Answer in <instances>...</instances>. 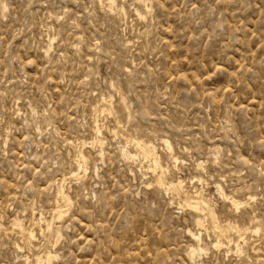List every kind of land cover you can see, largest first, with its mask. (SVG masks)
Segmentation results:
<instances>
[{
	"label": "rangeland",
	"instance_id": "1",
	"mask_svg": "<svg viewBox=\"0 0 264 264\" xmlns=\"http://www.w3.org/2000/svg\"><path fill=\"white\" fill-rule=\"evenodd\" d=\"M49 251L264 264V0H0V264Z\"/></svg>",
	"mask_w": 264,
	"mask_h": 264
},
{
	"label": "bare ground",
	"instance_id": "2",
	"mask_svg": "<svg viewBox=\"0 0 264 264\" xmlns=\"http://www.w3.org/2000/svg\"><path fill=\"white\" fill-rule=\"evenodd\" d=\"M140 1V0H139ZM143 2H144V0H143ZM106 100V99H105ZM104 100H102V102H103ZM107 101V100H106ZM108 102V101H107ZM100 110V109H99ZM98 129H100V128H98ZM97 132H98V130H97ZM138 140V139H137ZM162 141V140H161ZM166 141V140H165ZM91 143H93V142H91ZM142 144V143H141ZM166 144H168L169 146H171L170 145V143H169V141L166 143ZM133 145V144H132ZM146 146V145H145ZM148 147V146H147ZM150 147V146H149ZM168 147V146H167ZM172 147V146H171ZM171 147H170V149L169 150H171ZM151 148V147H150ZM144 149V148H143ZM152 149V148H151ZM123 150H125V149H123ZM137 150V149H136ZM168 150V149H167ZM144 151V150H143ZM123 153H126V152H123ZM145 153V152H144ZM129 154V153H128ZM156 154V153H155ZM125 155V154H124ZM126 155H127V153H126ZM125 155V156H126ZM130 155V154H129ZM132 155V154H131ZM147 155V154H146ZM136 156V155H135ZM137 156H138V154H137ZM148 156V155H147ZM146 156V157H147ZM84 157V156H83ZM133 158H134V154H133V156H132ZM145 157V158H146ZM151 157V156H150ZM136 158V157H135ZM144 158V159H145ZM84 159V158H83ZM148 159V158H147ZM86 160V159H85ZM173 160V159H172ZM83 161V160H82ZM178 158L176 159V162L178 163ZM160 162V161H159ZM180 162V161H179ZM154 163H156V162H154ZM173 163V162H172ZM78 165V164H77ZM80 165V164H79ZM198 165V164H197ZM80 167V170H81V165L79 166ZM151 167V166H150ZM160 167H162V165L160 166ZM199 167V169H200V166H198ZM163 168V167H162ZM164 170V169H163ZM169 170V169H168ZM153 171H154V169H153ZM78 172H80L79 170H78ZM165 173V172H164ZM169 173H167V175H168ZM75 176V175H74ZM163 176V175H162ZM201 179V178H200ZM173 180V179H172ZM202 180V179H201ZM157 181V180H156ZM203 181V180H202ZM184 182L182 181V180H180L179 181V183H178V185L180 186V187H184V184H183ZM159 184V183H158ZM161 184H163L162 182L160 183V186H161ZM159 186V185H158ZM165 187H166V185H165ZM171 186H169V188H170ZM218 187V186H217ZM163 188H164V185H163ZM219 188H221V187H219ZM184 189V188H183ZM218 189V188H217ZM64 190V189H63ZM186 190V189H185ZM219 190V189H218ZM63 193V192H62ZM186 193H188V192H186ZM59 194V193H58ZM191 194V193H190ZM60 195L61 194H59L58 196V198H60ZM202 195V194H201ZM65 196V195H64ZM186 196H187V194H186ZM232 197V196H231ZM71 198V197H70ZM196 198H198V200L197 201H195V202H192V201H189V203H186V204H188L189 205V207H192L193 209H197V210H203L204 209V206L203 205H205L204 203H203V201H201V200H199V194H197L196 195ZM251 198V197H250ZM228 199H229V196H228ZM60 200V199H59ZM227 200V199H226ZM57 201V200H56ZM65 202V201H64ZM191 202V203H190ZM57 203V202H56ZM59 203V202H58ZM60 203H61V201H60ZM231 205H233V206H235L237 209H239L240 207V205L242 204L240 201H238L237 199H233L232 201H231ZM66 205V204H65ZM59 206H60V204H59ZM234 208V207H233ZM56 209H57V207H56ZM59 209H60V207H59ZM64 210V209H63ZM199 211V212H200ZM198 212V213H199ZM204 212V211H203ZM205 212H207V211H205ZM211 212V211H210ZM215 212V211H214ZM197 213V212H196ZM212 213V212H211ZM217 213V212H216ZM215 213V214H216ZM54 214V213H53ZM202 214V213H201ZM63 215V214H62ZM65 215V214H64ZM203 216H205L204 214H202ZM211 215V214H210ZM213 215V214H212ZM64 217V216H63ZM34 218V217H33ZM32 218V219H33ZM53 219V218H52ZM219 219V218H218ZM16 220V219H15ZM18 220V219H17ZM16 220V221H17ZM44 220V219H43ZM54 221V220H53ZM58 221H59V219H58ZM206 221V220H205ZM205 221L202 219V218H198L197 219V225L198 226H204V227H206L205 226ZM218 221V220H217ZM221 221V220H220ZM20 222V221H19ZM36 222V221H35ZM214 222V221H213ZM219 222V221H218ZM231 222V221H230ZM18 223V222H17ZM32 223H34L33 221H32ZM226 223H228L229 224V222H226ZM43 224V223H42ZM222 224H223V222H222ZM221 224V225H222ZM34 225H36V223L34 224ZM39 226H40V224H38ZM213 225V224H212ZM224 226H225V224H223ZM227 225V224H226ZM234 225V224H233ZM33 226V225H32ZM238 226V225H237ZM22 227V226H21ZM41 227V226H40ZM40 227H38V229L40 228ZM217 227V226H216ZM227 227V226H226ZM240 227V226H239ZM238 227V229H240ZM17 228H18V226H17ZM33 227H31L30 229H32ZM47 228H49V227H47ZM228 228V227H227ZM19 229V228H18ZM37 229V228H36ZM52 229V228H51ZM213 229V228H212ZM216 229V228H215ZM234 229V228H233ZM33 230H34V228H33ZM40 230V229H39ZM214 230V229H213ZM216 230H218V229H216ZM51 231V230H50ZM238 231V230H237ZM247 231V230H246ZM32 232V233H31ZM31 232H30V235L33 237L34 236V232L31 230ZM44 232V231H43ZM243 232V231H242ZM255 233H258L259 232V229H255V231H254ZM253 232V233H254ZM29 233V232H28ZM45 234V233H44ZM43 234V235H44ZM200 234V233H199ZM239 234V233H238ZM42 235V236H43ZM191 235H193L192 237L195 239V241H196V246H197V248H192V251H191V257L193 258V259H196L197 257H199L202 253H204V252H206V250L207 249H204L203 247H202V238H201V235H197V234H195V233H192ZM30 236V237H31ZM44 237V236H43ZM216 237H217V235H216ZM219 237V236H218ZM225 237V236H224ZM243 237V236H242ZM245 237V236H244ZM227 238V237H226ZM225 238V239H226ZM193 239V240H194ZM219 239V238H218ZM245 239L246 238H243V241H245ZM240 240V239H239ZM223 241V240H222ZM230 241V240H229ZM17 243H19V242H17ZM24 243V242H23ZM227 243H228V241H227ZM238 243H240V242H238ZM22 244V243H21ZM32 245V244H31ZM214 245H216L217 247L218 246H221L222 244H221V242L220 241H218L216 244H214ZM241 246V244H239V247ZM32 247H34L33 245H32ZM238 247V246H237ZM38 249V248H37ZM21 250V249H20ZM53 250V249H52ZM239 250H240V248H239ZM50 252L51 251H49V254H47V256H41V257H39L38 259H37V263L38 264H41L42 262H43V258L45 257V261H48L49 262V260H50V257L52 256V255H50ZM27 257V256H26ZM201 257V256H200ZM199 257V258H200ZM54 258H56L55 256H54ZM198 258V259H199ZM31 259V258H30ZM30 259H29V262H30ZM188 259V258H187ZM28 261V260H27ZM27 261H26V263H27ZM199 260H197V262H198ZM194 262V261H193ZM201 262V261H200ZM51 263V262H50ZM27 264H29V263H27Z\"/></svg>",
	"mask_w": 264,
	"mask_h": 264
}]
</instances>
